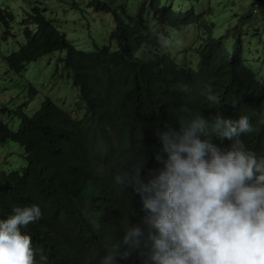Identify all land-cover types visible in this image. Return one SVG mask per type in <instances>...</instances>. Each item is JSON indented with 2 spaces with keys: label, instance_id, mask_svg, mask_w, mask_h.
<instances>
[{
  "label": "trees",
  "instance_id": "obj_1",
  "mask_svg": "<svg viewBox=\"0 0 264 264\" xmlns=\"http://www.w3.org/2000/svg\"><path fill=\"white\" fill-rule=\"evenodd\" d=\"M88 6L110 14L113 22L107 38L93 39L88 50L77 49L35 2L15 23L21 41L0 58V148L6 152L0 162V220L14 207H40L42 217L20 229L37 250L36 264H101L127 224L146 235L140 196L115 176L139 168L147 183L163 168L159 133L169 127L178 131L197 115L210 122L217 114L232 120L247 115L257 131L240 138L264 156V74L248 65L242 38L248 29L235 28L228 40L226 30L217 32V23L207 19L210 9L198 12L170 0H89ZM14 19L1 1L4 34ZM152 22L161 26L159 33ZM182 26L191 27L193 39L172 50L165 42L168 30ZM52 53L60 55L53 73L58 79L66 74L77 95L66 108L42 96L36 109L38 88L23 71ZM5 85L26 94L23 102L4 99ZM206 85L219 96L218 104L201 95ZM31 103L35 110L28 115ZM12 117L18 118L16 129ZM211 142L222 150L233 143L216 136ZM120 252L127 255L117 256L115 264H144L139 250L121 244ZM40 254L47 259L40 261Z\"/></svg>",
  "mask_w": 264,
  "mask_h": 264
},
{
  "label": "clouds",
  "instance_id": "obj_2",
  "mask_svg": "<svg viewBox=\"0 0 264 264\" xmlns=\"http://www.w3.org/2000/svg\"><path fill=\"white\" fill-rule=\"evenodd\" d=\"M201 95L220 102L210 85ZM254 131L247 115L232 120L217 114L211 122L197 115L178 131L160 132L166 153L161 170L147 183L139 168L115 176L117 184L140 196L147 233L127 224L101 264L126 256L121 244L139 250L144 264H264V156L240 138ZM213 136L232 140L230 149L213 144ZM41 217L33 204L14 207L0 220V264H36L37 250L20 229ZM46 259L40 254V261Z\"/></svg>",
  "mask_w": 264,
  "mask_h": 264
},
{
  "label": "rangeland",
  "instance_id": "obj_3",
  "mask_svg": "<svg viewBox=\"0 0 264 264\" xmlns=\"http://www.w3.org/2000/svg\"><path fill=\"white\" fill-rule=\"evenodd\" d=\"M10 6L15 19L13 23L18 24L30 6L37 2L42 8H45L46 15L55 19L56 26L64 31L67 39L71 41L77 49L88 50L91 47L93 39L107 38L109 30L113 28L112 17L106 12H98L88 6L89 0H0ZM171 4L182 3L184 7L193 6L196 11L210 9L207 19L217 23L215 28L217 32H225L228 40H231L232 33L240 28V31H246V36H242L243 43L246 46L245 56H249L248 62L253 69L259 68L264 74V0H170ZM75 5V6H74ZM12 27V31L4 34V29L0 25V58L4 53L10 52L19 41H21V32L17 25ZM156 31H160L161 26L155 22L151 23ZM168 29V28H166ZM256 31V33L254 32ZM253 32L255 35H253ZM169 39L165 42L172 50L187 47L192 39V29L189 26H182L178 29H169ZM250 37H248V36ZM194 48V47H193ZM60 54H64L61 52ZM60 55L52 53L43 56L37 62L30 64L23 72L33 84L38 88L36 94V109L42 99V96L48 95L56 103L66 108L72 103L74 95L77 92L71 85L70 78L63 77L58 79L59 73H53L56 69L57 57ZM191 59L193 57L191 56ZM4 62L0 59V76L4 73ZM1 95L3 98L14 99L17 104L22 103L26 94L18 93L16 89L3 87ZM77 98V96H76ZM14 101L9 105L14 106ZM35 103L26 107V113L32 115ZM75 109V106L73 107ZM75 115L80 114V108L74 111ZM8 120L7 116L1 117ZM18 118L12 117L9 120L12 129L17 128ZM6 152L0 148V162L4 160Z\"/></svg>",
  "mask_w": 264,
  "mask_h": 264
},
{
  "label": "bare ground",
  "instance_id": "obj_4",
  "mask_svg": "<svg viewBox=\"0 0 264 264\" xmlns=\"http://www.w3.org/2000/svg\"><path fill=\"white\" fill-rule=\"evenodd\" d=\"M102 3H103V2H102ZM106 3H107V2H106ZM98 4H99V3H98ZM104 4H105V3H104ZM144 4H145V3H144ZM91 5H92V4H91ZM101 5H103V4H101ZM139 5H140V4H139ZM74 6H75V5H74ZM140 6H141V5H140ZM98 7H99V5H98ZM99 8H100V7H99ZM102 8H103V7H102ZM141 9H142V8H141ZM5 10H7V9H5ZM5 10H4V11H5ZM148 10H149V9H148ZM141 11H142V10H141ZM7 12H8V11H7ZM42 13H43V12H42ZM124 13H125V12H124ZM145 13H146V12H145ZM4 14H5V13H4ZM45 14H46V13H45ZM11 15H12V14H11ZM3 16H4V15H3ZM138 22H139V21H138ZM176 22H177V21H176ZM203 22H204V21H203ZM203 24H204V23H203ZM178 25H180V24H178ZM212 26H213V25H212ZM172 27H173V26H172ZM35 28H36V27H35ZM124 29H125V28H124ZM172 29H173V28H172ZM35 33H36V32H35ZM216 42H217V41H216ZM179 67H180V66H179ZM184 67H185V66H184ZM184 67H183V68H184ZM186 69H187V67H186ZM181 70L183 71L184 69H181ZM187 70H188V69H187ZM187 70H186V71H187ZM193 79H194V78H193ZM197 84H198V83H197ZM196 86H197V85H196ZM191 87H192V86H191ZM191 87H190V88H191ZM202 89H204V88H202ZM246 97H247V96H246ZM247 99H248V98H247ZM250 108H251V107H250ZM260 110H261V109H260ZM263 110H264V109H263ZM259 123H260V122H259ZM135 252H136V251H135Z\"/></svg>",
  "mask_w": 264,
  "mask_h": 264
}]
</instances>
